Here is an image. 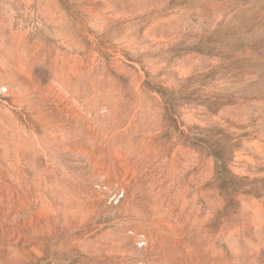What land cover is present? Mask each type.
<instances>
[{
  "label": "rangeland",
  "instance_id": "1",
  "mask_svg": "<svg viewBox=\"0 0 264 264\" xmlns=\"http://www.w3.org/2000/svg\"><path fill=\"white\" fill-rule=\"evenodd\" d=\"M0 264H264V0H0Z\"/></svg>",
  "mask_w": 264,
  "mask_h": 264
},
{
  "label": "built area",
  "instance_id": "2",
  "mask_svg": "<svg viewBox=\"0 0 264 264\" xmlns=\"http://www.w3.org/2000/svg\"><path fill=\"white\" fill-rule=\"evenodd\" d=\"M101 185H97V187H100ZM102 187H104V185H102ZM106 188V187H104ZM123 196V192H115L111 198L110 201H112L113 203H118L120 198Z\"/></svg>",
  "mask_w": 264,
  "mask_h": 264
},
{
  "label": "bare ground",
  "instance_id": "3",
  "mask_svg": "<svg viewBox=\"0 0 264 264\" xmlns=\"http://www.w3.org/2000/svg\"><path fill=\"white\" fill-rule=\"evenodd\" d=\"M36 242H37V241H36ZM65 243H66V242H65ZM66 244H67V243H66ZM13 251H14V250H13ZM18 251H19V250H18ZM18 251H17V252H18ZM22 252H23V251H22Z\"/></svg>",
  "mask_w": 264,
  "mask_h": 264
}]
</instances>
